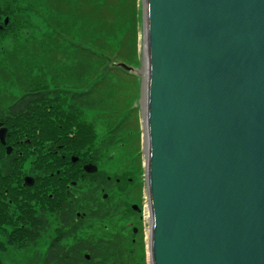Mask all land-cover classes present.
Returning a JSON list of instances; mask_svg holds the SVG:
<instances>
[{
	"label": "water",
	"instance_id": "95a60500",
	"mask_svg": "<svg viewBox=\"0 0 264 264\" xmlns=\"http://www.w3.org/2000/svg\"><path fill=\"white\" fill-rule=\"evenodd\" d=\"M142 33L113 66L141 76L149 263L264 264V0H142Z\"/></svg>",
	"mask_w": 264,
	"mask_h": 264
},
{
	"label": "trees",
	"instance_id": "16d2710c",
	"mask_svg": "<svg viewBox=\"0 0 264 264\" xmlns=\"http://www.w3.org/2000/svg\"><path fill=\"white\" fill-rule=\"evenodd\" d=\"M45 2L53 5L49 11L59 10L47 12L54 24L50 20L43 22L49 28L46 33H60L65 40L72 37L68 46L74 50L68 52L60 42L47 49L44 55L52 65L47 74L57 68L51 60H57L58 51L63 50L67 57L74 58L67 64L66 77H86L87 86L77 92L51 87L41 78L1 111L0 119L7 127L6 145L12 151L6 154L0 143V257L8 250L34 247L51 235L43 256H36L33 264L38 260L39 264H145L141 240L133 241L128 233L110 228L76 237L92 221L106 220L111 224L120 213L119 202L113 196L121 187V179L104 175L100 169L86 174L82 165L100 166L108 150L123 148L131 141L125 119L116 120L110 115L112 126L99 140L87 115L103 105L107 109L108 97L112 98L114 90L112 70L126 72L113 66L111 57L117 55L116 62L136 60V21L131 25L124 19L130 12L134 15V10L128 0H44V5ZM62 6L65 11H61ZM32 12V6L22 5L20 0H0V45L31 28L26 16ZM78 24L81 27L76 32ZM7 72L6 64L0 63V79L8 78ZM52 81L56 83V78ZM73 157H78L76 163ZM137 166L142 173L141 164ZM28 174L33 175L31 186L24 182ZM128 182L135 183L131 179ZM134 186L140 192L141 184ZM99 192L108 193V198L98 197Z\"/></svg>",
	"mask_w": 264,
	"mask_h": 264
},
{
	"label": "rangeland",
	"instance_id": "374dc122",
	"mask_svg": "<svg viewBox=\"0 0 264 264\" xmlns=\"http://www.w3.org/2000/svg\"><path fill=\"white\" fill-rule=\"evenodd\" d=\"M54 1V0H51ZM22 5H30L33 8L31 15L26 16L30 22L31 28L23 30L17 39L8 38L0 45V63L6 64L9 71V77L6 79H0V113L3 111L13 100L23 94L26 90H29L32 84L39 81L41 78L45 79L50 85L57 86L58 88L71 89L75 91H81L87 86L86 77L80 79L77 74H73L67 78L66 72L68 70L67 64L74 61V58L68 56L63 50L58 51L56 57L57 60H51V63L56 62L57 68L47 74V68L52 69V65L48 64L49 60L45 52L47 49L54 48L56 42L68 47V52H73V48L68 46L69 40L72 41V37H68L69 40L62 38V34L57 33L54 36L49 35V28L45 22L50 20V23L54 24V20L49 18L47 14L55 10L59 13V10L53 9L49 11L48 7L53 8L52 4H47L44 0H20ZM131 11L126 14V21L133 25V20L136 21L137 27V51L134 56L136 60H124L128 66L134 70H140L143 60V33H142V0H128ZM62 5V4H61ZM46 10V12H45ZM61 11H65V6H62ZM63 13V12H62ZM44 19V20H43ZM127 22V23H128ZM35 25V26H32ZM55 28L57 25L55 23ZM80 24L77 25L76 32L79 31ZM125 26L122 25V28ZM132 27V26H131ZM63 29V27H62ZM132 32V28L128 29ZM134 32V30H133ZM130 32H127L129 36ZM129 39V37H127ZM42 44V47L40 46ZM42 50L43 51L42 53ZM135 54V53H133ZM117 55L112 56L111 61L116 62ZM59 62V64H58ZM64 62V63H62ZM113 62L109 63L110 65ZM43 69H38V67ZM36 70L35 72H33ZM60 73V75H58ZM112 80L114 81L112 91V98L108 97V107L104 108V105L97 111H90L87 115L88 119L95 125L99 134V140L105 136V133L111 128L112 124L109 122L113 118L125 119L127 124L128 134H132L131 141L127 146L123 148H115L108 150L106 159L102 160L100 166V172L104 175L117 176L121 179L120 191H116L114 200L119 202V215H114L115 219L108 224L106 220L92 221L89 228H82L77 232L76 237L81 238L86 233L97 234L100 230H113L120 231L121 233H128L129 237L134 241L140 239L142 247L145 252V264L149 263L148 255V231H149V209L148 198L146 192V181L144 175V132H143V114L141 106V76L137 72H122L118 70H112ZM56 78V83L52 81V78ZM106 109V110H105ZM108 115V116H107ZM138 157V158H137ZM138 159L136 161L135 159ZM136 161V163H135ZM141 164L142 173L139 170L137 164ZM98 169V170H99ZM135 181V184H141L140 192L132 187L133 184L128 180ZM130 191H127L130 189ZM98 197L102 196V193L97 194ZM132 205H136L140 208L139 212L132 209ZM117 209V208H116ZM115 209V210H116ZM51 236V235H50ZM50 236L44 237L36 246L23 249V251L13 250L7 251L3 254V264H33L35 257L43 256L46 246L50 240ZM34 257V258H32ZM38 260V264H39Z\"/></svg>",
	"mask_w": 264,
	"mask_h": 264
},
{
	"label": "flooded vegetation",
	"instance_id": "af4514ba",
	"mask_svg": "<svg viewBox=\"0 0 264 264\" xmlns=\"http://www.w3.org/2000/svg\"><path fill=\"white\" fill-rule=\"evenodd\" d=\"M0 122L2 123V126H4V121L2 120V119H0ZM6 127V126H5ZM4 146V148L7 146L6 144L5 145H3ZM6 149V148H5ZM77 160H78V157H77ZM77 160L75 161V162H73V163H76L77 162ZM85 164H87V163H84L83 165H82V170H83V166L85 165ZM99 169V168H98ZM98 171V170H97ZM96 171V172H97ZM83 172H85L84 170H83ZM86 173V172H85ZM86 174H90V173H86ZM28 176H31L30 174H28ZM32 177H33V175H32ZM102 198L103 199H107L108 198V193H103L102 192ZM133 206V205H132ZM138 207V206H137ZM139 210H140V208L138 207L137 208V210H136V212H139ZM135 211V210H134Z\"/></svg>",
	"mask_w": 264,
	"mask_h": 264
},
{
	"label": "bare ground",
	"instance_id": "6f19581e",
	"mask_svg": "<svg viewBox=\"0 0 264 264\" xmlns=\"http://www.w3.org/2000/svg\"><path fill=\"white\" fill-rule=\"evenodd\" d=\"M148 209H149V231H148V246H149V238H150V235H149V232H150V208H149V201H148Z\"/></svg>",
	"mask_w": 264,
	"mask_h": 264
}]
</instances>
